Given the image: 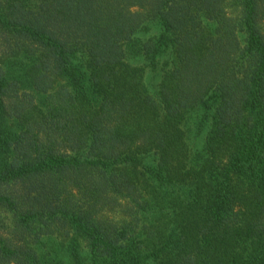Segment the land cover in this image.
I'll use <instances>...</instances> for the list:
<instances>
[{"label": "trees", "instance_id": "16d2710c", "mask_svg": "<svg viewBox=\"0 0 264 264\" xmlns=\"http://www.w3.org/2000/svg\"><path fill=\"white\" fill-rule=\"evenodd\" d=\"M0 264H264V0H0Z\"/></svg>", "mask_w": 264, "mask_h": 264}]
</instances>
